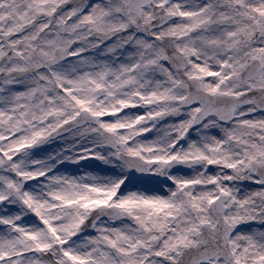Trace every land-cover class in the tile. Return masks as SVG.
Wrapping results in <instances>:
<instances>
[{
    "label": "rangeland",
    "instance_id": "374dc122",
    "mask_svg": "<svg viewBox=\"0 0 264 264\" xmlns=\"http://www.w3.org/2000/svg\"><path fill=\"white\" fill-rule=\"evenodd\" d=\"M218 1L157 0L176 18L153 34L173 42L188 59L185 75L206 92L263 87L264 0ZM126 6L127 0H0V37L12 35L20 54L8 65L0 62L9 75L0 80V264H45L38 252L55 242L63 247L60 260L71 264H167L198 243L202 223L214 226L207 208L220 195L228 197L224 217L234 226V259L264 264V186L251 167L264 163V113L239 107L231 123L208 118L191 131L198 106L181 108L185 93L165 49L139 28L152 8L137 17ZM227 17L234 26L212 23ZM34 49L46 58L68 49L71 58L37 71ZM4 53L0 42V58ZM252 59L262 70L243 84L238 74ZM82 109L105 116L102 127L116 134L125 153L155 161L154 171L172 158L199 164L174 171L164 184L130 183L93 124L26 149ZM49 114L54 122L44 121ZM94 155L105 161L85 162ZM100 205H117L133 220L102 221L76 239L78 225ZM158 235L164 238L152 248Z\"/></svg>",
    "mask_w": 264,
    "mask_h": 264
},
{
    "label": "water",
    "instance_id": "95a60500",
    "mask_svg": "<svg viewBox=\"0 0 264 264\" xmlns=\"http://www.w3.org/2000/svg\"><path fill=\"white\" fill-rule=\"evenodd\" d=\"M154 0H128L127 10L129 13L140 15L141 9L152 5ZM155 18L149 22H145L142 25V30L145 34H150V32L156 28H160L171 21L174 16L172 14H164L161 7H154ZM218 25L231 26L233 24V18L222 19L214 22ZM84 27H80L83 29ZM9 36H3L2 40L5 43L9 39ZM155 40L164 44L163 39L155 37ZM169 48L172 49V42L169 44ZM67 49H57L54 52L53 58L46 60L44 55L39 53L37 50L34 51L32 58L38 59L42 62L43 69H49L58 63L68 59L66 55ZM246 55L245 57H247ZM18 55L12 50L2 58L3 61L9 62L12 58H17ZM168 62L172 67L175 74H177L182 82L180 86L186 90V97L184 99L183 106L188 107L195 104L200 106V110L196 113V116L192 122V129L198 127L208 116H215L220 122H229L232 120L234 109L237 106H245L250 103V99H253V104L256 108L262 112L264 111V88H252L248 92L241 94L240 96L226 95V94H208L201 90L200 84L197 79L190 78L187 79L183 76V72L186 68L187 61L182 57V55L177 51L168 50ZM260 62L258 60H253L250 62L240 73V79L243 83L254 78L260 70ZM4 74H0V78ZM55 119L54 115H48L46 121H53ZM99 118L91 115L89 112L83 110L80 114L64 123L54 132L46 137L39 139L34 143L31 148H35L46 144L50 140L57 137L63 136L69 131L83 126L85 124H94L99 127ZM102 137L106 146L112 150L119 149L118 160L128 167L131 174V179L147 177L156 181H166L167 174L174 168L189 169L197 163V160H172L168 162L162 169L158 171L156 175H151L148 171L155 165L154 162H146L138 157L127 156L123 151V146L116 141V136L113 133L102 130ZM87 162L100 164L103 161L102 157L90 156L86 159ZM255 169V174L260 180V184H264V164L252 165ZM226 197H219L214 203L210 205V212L217 219L218 223L214 229H210L208 225H203L201 227L203 241L198 245L197 248L184 249L182 251V256L179 258L177 263L170 264H198L200 260H206L208 258L219 259L222 258L226 264H236L229 251L228 238L233 230L232 226H228L222 217L224 212L223 203L226 201ZM121 212L117 207L111 206H100L89 212L86 220L79 226L76 236L82 234H88L93 228L94 224L101 219H105L111 216H120ZM162 239L158 237L153 246L155 247L157 243ZM52 249H56V253H50V250L45 253L40 252V257L50 264H59L54 260L55 257L61 254V248L59 245H53ZM68 264V263H63Z\"/></svg>",
    "mask_w": 264,
    "mask_h": 264
},
{
    "label": "bare ground",
    "instance_id": "6f19581e",
    "mask_svg": "<svg viewBox=\"0 0 264 264\" xmlns=\"http://www.w3.org/2000/svg\"><path fill=\"white\" fill-rule=\"evenodd\" d=\"M219 1H221V0H219ZM219 1H218V3L221 4L222 2H219ZM262 230L264 231V228H263V227H261V231H262Z\"/></svg>",
    "mask_w": 264,
    "mask_h": 264
},
{
    "label": "trees",
    "instance_id": "16d2710c",
    "mask_svg": "<svg viewBox=\"0 0 264 264\" xmlns=\"http://www.w3.org/2000/svg\"><path fill=\"white\" fill-rule=\"evenodd\" d=\"M115 60V62H116V59H114ZM113 61V60H112Z\"/></svg>",
    "mask_w": 264,
    "mask_h": 264
}]
</instances>
